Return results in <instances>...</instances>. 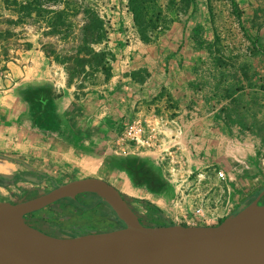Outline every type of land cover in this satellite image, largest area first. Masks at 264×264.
Listing matches in <instances>:
<instances>
[{
	"label": "rangeland",
	"instance_id": "374dc122",
	"mask_svg": "<svg viewBox=\"0 0 264 264\" xmlns=\"http://www.w3.org/2000/svg\"><path fill=\"white\" fill-rule=\"evenodd\" d=\"M96 4L108 29V40L95 46L108 58L107 79L97 74L67 85L63 68L44 57L30 31L33 48L0 72V154L20 162H0V173L38 175L0 186V202L15 203L31 188L36 195L51 190L46 178L61 184L94 177L117 188L146 222L149 211L137 200L188 226L198 206L212 216L211 226L238 213L264 188V150L258 138L225 124L228 101L219 102L218 91L238 77L242 106L264 124V0H155L144 40L128 0ZM41 86L62 98L33 126L39 107L24 97ZM128 160L154 173L162 189L146 198L149 190L135 186L124 167ZM63 209L54 212L61 218ZM74 213L80 222L98 218Z\"/></svg>",
	"mask_w": 264,
	"mask_h": 264
},
{
	"label": "water",
	"instance_id": "95a60500",
	"mask_svg": "<svg viewBox=\"0 0 264 264\" xmlns=\"http://www.w3.org/2000/svg\"><path fill=\"white\" fill-rule=\"evenodd\" d=\"M0 160L20 163L1 154ZM10 177L0 173L2 179ZM82 194L96 195L123 226L52 237L25 222L27 214ZM263 195L264 189L217 225L153 226L141 222L128 200L107 181L72 180L27 200L0 202V264H264Z\"/></svg>",
	"mask_w": 264,
	"mask_h": 264
},
{
	"label": "trees",
	"instance_id": "16d2710c",
	"mask_svg": "<svg viewBox=\"0 0 264 264\" xmlns=\"http://www.w3.org/2000/svg\"><path fill=\"white\" fill-rule=\"evenodd\" d=\"M96 2L97 0H0V64H3L0 72L7 73V64L16 60L18 53L33 48L25 36L30 31L39 37L38 44L44 57L63 68L67 85H74L76 80L81 79L82 82L97 74H103L107 79L110 75L108 58L103 52L96 51L95 46L108 40V29ZM128 3L140 37L144 40L143 32L152 19L148 11L156 7L155 0H128ZM217 61L222 62V59L217 58ZM237 78L235 76L234 83L229 84L227 90L218 91L219 102L228 101V108L221 111L224 114L223 120L228 127L236 126L241 133L247 132L258 138L260 149L264 150V124L255 113H249L242 106L243 96L236 87ZM24 98L29 105L39 107L38 112V109H33L32 123L35 126L37 122L40 124L49 118L56 102L62 98V93L52 86H41L31 90ZM124 167L132 176L135 186H146L152 193H158L162 189L161 180L140 163L128 160ZM49 180L53 181L51 178ZM263 189L241 206L248 205ZM92 196L93 208L99 209L102 205L116 218L107 204L96 195ZM137 202L149 211L151 218L148 225L173 224L157 206L146 200ZM92 206L88 205L89 208Z\"/></svg>",
	"mask_w": 264,
	"mask_h": 264
},
{
	"label": "flooded vegetation",
	"instance_id": "af4514ba",
	"mask_svg": "<svg viewBox=\"0 0 264 264\" xmlns=\"http://www.w3.org/2000/svg\"><path fill=\"white\" fill-rule=\"evenodd\" d=\"M10 176L12 177L8 179L0 178V186L9 188L19 184L20 183L19 179H26L27 177H30L33 180L34 178L38 177L37 174H29L27 176L24 175V173H19V172L14 173ZM46 179L52 183L54 188V184L56 185L57 182L54 183L52 180H49V178ZM34 196H36L35 190L31 188L26 193H23V195L20 197V200H18L17 202L22 201L21 199L23 197H25L24 200H27ZM93 200L94 197L92 196V194H82L77 196L74 200H72L73 202L69 199L61 200L41 210L27 214L24 217V219L29 226L52 237H56V236L76 237L79 235H86L89 233L107 232L123 226V224L118 219H116L115 216L102 205L100 206L99 204H97L100 206L99 209L93 208V206L91 205ZM261 201L264 204V195L262 196ZM59 205H64L66 209L63 210L67 212L61 218L58 217L54 212L56 211V207ZM88 205L92 207L89 208ZM47 211H50V213H47ZM75 211H81V212L94 211V213L97 214L98 218L95 219L94 222L92 218L90 219L86 218L85 222H80L74 218ZM42 212H45V214H41ZM90 215L93 216L92 214ZM90 215L89 217H91ZM150 218L151 217L149 216L148 221L150 220ZM90 220H92V222H89ZM148 221L146 222L141 220V222L147 225L149 223Z\"/></svg>",
	"mask_w": 264,
	"mask_h": 264
},
{
	"label": "built area",
	"instance_id": "2783aa9c",
	"mask_svg": "<svg viewBox=\"0 0 264 264\" xmlns=\"http://www.w3.org/2000/svg\"><path fill=\"white\" fill-rule=\"evenodd\" d=\"M220 178H224L225 174L223 172L219 173ZM191 216H193V223H191L192 226H211L209 224V221L212 220V216L205 212L202 206H198L192 213ZM213 226V224H212Z\"/></svg>",
	"mask_w": 264,
	"mask_h": 264
},
{
	"label": "crops",
	"instance_id": "0c3cea01",
	"mask_svg": "<svg viewBox=\"0 0 264 264\" xmlns=\"http://www.w3.org/2000/svg\"><path fill=\"white\" fill-rule=\"evenodd\" d=\"M0 162H4L3 160H0ZM1 174H5V175H9V174H6V173H1ZM145 193H146V195L145 196H147L146 198H150V197H153L154 196V194L153 193H151V192H146L145 191ZM146 200H148V199H146ZM241 206V205H240ZM162 211V213H163V215L166 217V218H168L169 220H171V218H172V216H173V214L172 213H170V212H166V211H163V210H161Z\"/></svg>",
	"mask_w": 264,
	"mask_h": 264
}]
</instances>
